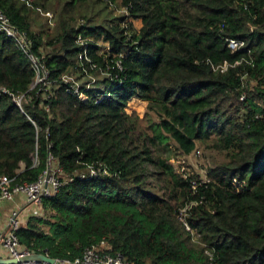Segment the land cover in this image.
Returning a JSON list of instances; mask_svg holds the SVG:
<instances>
[{
  "label": "trees",
  "instance_id": "trees-1",
  "mask_svg": "<svg viewBox=\"0 0 264 264\" xmlns=\"http://www.w3.org/2000/svg\"><path fill=\"white\" fill-rule=\"evenodd\" d=\"M87 2L0 0L33 40L51 95L31 89V62L0 32V85L26 99L20 108L0 95V174L13 184L35 181L48 168V150L64 174L60 190L44 198L48 215H30L17 231L21 243L75 258L105 238L132 264H264V0H121L142 20L139 31L125 16L96 23L84 15L85 26H74L73 13ZM59 7L55 34L34 28L35 11ZM84 29L109 42V52L89 46L112 73L102 81L108 95L95 88L80 97L62 80ZM232 37L246 46L232 51ZM247 49L253 65L214 69L248 58ZM115 53L125 54L122 69ZM133 98L158 115L153 133L127 111ZM209 140L221 158L187 178L158 153V144L173 142L190 154ZM90 164L104 170L90 175Z\"/></svg>",
  "mask_w": 264,
  "mask_h": 264
},
{
  "label": "built area",
  "instance_id": "built-area-1",
  "mask_svg": "<svg viewBox=\"0 0 264 264\" xmlns=\"http://www.w3.org/2000/svg\"><path fill=\"white\" fill-rule=\"evenodd\" d=\"M29 2L33 0H27ZM112 3L110 0H106ZM122 12L121 16L114 15L117 18L125 16L123 19V24L128 27L131 22L133 24L134 18L129 15V10L127 7H121L118 9ZM136 19V18H135ZM79 26H85V21L83 18L79 19ZM136 31V27L133 24ZM0 32L10 37L16 44V46L27 56L31 65L35 71L34 81L31 84V89H38V91H44V96L50 97L47 94L49 86L48 84V70L45 63L42 61L39 54L34 51L33 40L29 35L22 31L7 15L4 11L0 10ZM89 36L87 31L84 29L79 32L76 39L77 44L80 46L79 53L75 59V64L70 67L67 71L62 73V80L69 85L67 89L68 92H72L77 96H82L83 90H92L95 88H102L107 91L111 89L110 84H104L102 81L105 78L112 77L110 68L102 67L95 61L89 53L90 42L95 41L98 45L102 40L106 45V48L101 46L102 52H109V42L105 41L102 36ZM101 37V38H100ZM228 45L232 51L241 50L246 46L245 40L240 37L228 38ZM248 58H242L231 64L225 61L222 64L216 65L215 70L225 71L230 66H234L245 61L247 64L253 65L254 58L251 55V50L247 49ZM125 54L121 53L117 55L114 54V61L116 65L122 69L121 59ZM247 73L243 75L242 86L245 88L247 86ZM111 79V78H109ZM113 80V79H111ZM50 89V88H49ZM37 91V92H38ZM9 94L12 96L16 104L23 108L26 102L25 94H18L10 91L3 85H0V95ZM246 92L243 91L242 98H245ZM101 98L97 99V102ZM50 167L44 171V173L35 181L22 182V183H12L14 182L12 178H9L5 174H0V204L8 201H15L18 195H22V202L19 206H22L21 210L18 208H13L11 215L7 218L6 226L0 227V264H132L122 253H112L111 246L108 241L104 238L95 244L87 246L80 256L75 258H61L52 257L48 249H32L21 243L17 231L20 229L24 223L23 216L20 217V213L25 207L31 206H41L43 204L44 198L56 194L63 185L62 177L64 176L62 169L56 164L52 165L49 160ZM90 175H97L100 171L104 170L98 165L90 164L89 166ZM183 173L184 177H188L189 172L183 170L179 171ZM189 173V174H188ZM81 178L85 177L83 172L79 173ZM205 181H209L208 178L203 177ZM73 180V177L66 178V181ZM194 188L197 187V181H192ZM22 204V205H21ZM185 210L182 212L181 218L183 219L185 215ZM188 230L190 226L185 223ZM42 254L46 257H51L55 259V262H51L47 259L35 257V255Z\"/></svg>",
  "mask_w": 264,
  "mask_h": 264
},
{
  "label": "rangeland",
  "instance_id": "rangeland-1",
  "mask_svg": "<svg viewBox=\"0 0 264 264\" xmlns=\"http://www.w3.org/2000/svg\"><path fill=\"white\" fill-rule=\"evenodd\" d=\"M112 3H109L106 0H88L87 4L79 6L78 9L73 13V19L71 18V24L74 26L81 25L79 23V19L83 18L85 23L87 19L84 17L92 16L96 23H102L108 18H113L116 14L117 16H121L122 12L118 9L122 7L120 5L121 0H110ZM32 2V1H31ZM64 2V1H63ZM61 7V6H60ZM60 7L57 10L49 9H38L33 13L34 21V28L38 30L47 29V32H51L55 34L57 32V28L59 25V13ZM115 17V16H114ZM116 18V17H115ZM135 25L139 28L142 26V22L140 18L134 19ZM99 37H97L98 40ZM101 38V37H100ZM103 48H106V45L101 40L99 42ZM133 102V103H132ZM147 104L148 101L133 98L130 100L127 106V110L129 113L135 112L141 118L142 126L145 127L150 133H153L154 130L152 128V123H156L159 120L158 115L155 112H147ZM210 143L209 141H198L197 148L190 154H183L178 149L175 143L171 142L167 145L165 144H158V153L164 157L170 158L173 162L177 170L179 171H187L191 174L193 173H205V170L215 162L221 158L220 154L212 149L209 148L207 145ZM223 158V157H222ZM53 165H56L55 163ZM22 205V204H21ZM3 213L4 216L6 215L8 218V214L12 213L10 211L11 207L18 208V210L22 209V206H18L12 204L10 201L3 204ZM37 216V217H44L48 215V211L43 208V204L41 206H31L25 207L20 213V217L23 216L24 223L28 221L29 216Z\"/></svg>",
  "mask_w": 264,
  "mask_h": 264
},
{
  "label": "crops",
  "instance_id": "crops-1",
  "mask_svg": "<svg viewBox=\"0 0 264 264\" xmlns=\"http://www.w3.org/2000/svg\"><path fill=\"white\" fill-rule=\"evenodd\" d=\"M113 17H114V16H113ZM141 22H142V20H141ZM133 24H134V26L136 27V29H137L138 31H139V30L141 29V27H142V26H141V27L138 28V27L135 25L134 21H133ZM142 25H143V23H142ZM127 111H128V110H127ZM128 112H129V111H128ZM22 198H23L22 195H18L17 198H16V200H15V201H11V203H12V204H15V206H16V205L19 206V203L22 202ZM5 203H6V202L0 204V227H4V226H6V223H7V222H6V221H7V218H6L7 216H6V215L4 216V213H3V211H2V209H3L2 206H3V204H5ZM13 208H14V207H11V208H10V211H11ZM9 215H10V212H9V214H8V217H9Z\"/></svg>",
  "mask_w": 264,
  "mask_h": 264
},
{
  "label": "water",
  "instance_id": "water-1",
  "mask_svg": "<svg viewBox=\"0 0 264 264\" xmlns=\"http://www.w3.org/2000/svg\"><path fill=\"white\" fill-rule=\"evenodd\" d=\"M50 150H48V160H50ZM50 167V164H48V168ZM35 257H38V258H43V259H47L51 262H55V259L54 258H51V257H46L45 255H42V254H38V255H35ZM57 264H61V263H57Z\"/></svg>",
  "mask_w": 264,
  "mask_h": 264
}]
</instances>
